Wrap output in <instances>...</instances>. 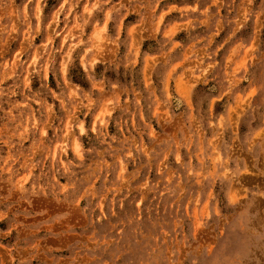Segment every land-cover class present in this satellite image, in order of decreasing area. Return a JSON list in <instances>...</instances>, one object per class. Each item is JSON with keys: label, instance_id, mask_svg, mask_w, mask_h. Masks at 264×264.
Segmentation results:
<instances>
[{"label": "rangeland", "instance_id": "1", "mask_svg": "<svg viewBox=\"0 0 264 264\" xmlns=\"http://www.w3.org/2000/svg\"><path fill=\"white\" fill-rule=\"evenodd\" d=\"M0 264H264V0H0Z\"/></svg>", "mask_w": 264, "mask_h": 264}]
</instances>
